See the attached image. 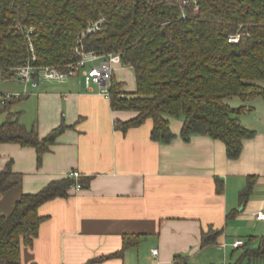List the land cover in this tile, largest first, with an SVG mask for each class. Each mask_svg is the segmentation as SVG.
Returning a JSON list of instances; mask_svg holds the SVG:
<instances>
[{
    "label": "crops",
    "instance_id": "crops-1",
    "mask_svg": "<svg viewBox=\"0 0 264 264\" xmlns=\"http://www.w3.org/2000/svg\"><path fill=\"white\" fill-rule=\"evenodd\" d=\"M114 79L122 92H135L130 67L115 68ZM12 82L18 81L0 73V97L20 98L10 110L22 125L35 128L40 138L62 124L66 129L39 167L33 148L0 145V169L11 162L16 184L0 196V213L10 214L22 194L37 193L70 172L91 178L87 189H72L67 198L40 206L44 221L32 246L21 248V264H86L100 258L105 259L96 264H174L175 256L185 264H264L247 254L257 251L264 237V220L256 219L257 212L264 213L263 100L244 104L240 121L254 135L231 160L220 141L182 140L181 119L169 118L176 138L168 144L152 141L150 119L126 132L116 129V121H130L136 113L112 110L81 76L36 89L18 82L16 91ZM250 181V193L240 203ZM210 230L221 234L214 245L202 247V234ZM236 240L243 246L235 249Z\"/></svg>",
    "mask_w": 264,
    "mask_h": 264
},
{
    "label": "trees",
    "instance_id": "trees-1",
    "mask_svg": "<svg viewBox=\"0 0 264 264\" xmlns=\"http://www.w3.org/2000/svg\"><path fill=\"white\" fill-rule=\"evenodd\" d=\"M99 19L105 22L98 33L84 39L85 49L118 54L122 66L132 69L136 84L134 93H124L112 78L111 109L136 113L130 121H116L115 128L126 132L150 119L152 141L168 144L176 138L169 118L181 119L182 140L209 137L224 144L228 159H237L243 141L254 135L240 121L247 111L244 104L264 101V0H190L187 5L180 0H0L1 76L11 78L16 68L31 61L30 45L35 64L64 71L74 59L79 33ZM235 35L238 41L229 43ZM233 98L243 105L230 107ZM18 99L0 101V117L6 114L0 122V145L33 148L39 167L66 126L40 138L11 112ZM12 176L8 162L0 169V196L16 185ZM90 180L68 175L53 180L37 193L22 194L10 214L0 213V264H21V248L32 246L44 221L40 206L67 198L72 189H87ZM250 190L251 181L240 203ZM220 234L203 233L202 247L214 245ZM250 253L264 259V237L259 249ZM174 264L185 263L175 256Z\"/></svg>",
    "mask_w": 264,
    "mask_h": 264
},
{
    "label": "built area",
    "instance_id": "built-area-1",
    "mask_svg": "<svg viewBox=\"0 0 264 264\" xmlns=\"http://www.w3.org/2000/svg\"><path fill=\"white\" fill-rule=\"evenodd\" d=\"M163 1L171 2L176 0ZM180 1L183 5H187L190 0ZM194 4H196L195 1ZM197 9L198 7L195 5L194 11H197ZM182 17H185L183 12ZM104 22L103 19L90 22L79 33L73 49L74 59L66 66L64 71L57 70L51 66H40L35 64L36 58L33 54V48L30 45V51L32 53L31 61L27 62L24 66L16 68L13 76L19 83L30 85L33 89L38 88L44 83L64 84L74 77L81 76L88 90L109 100L114 70L117 67H123L120 61V56L116 53L102 54L95 51H88L85 49L84 45V39L87 36L98 33ZM238 39V35L231 36L228 39V42L236 43ZM9 97L10 96H6V98ZM3 99V97H0V101ZM68 176L75 179L79 177L76 172H70ZM256 219L263 221L264 213L257 212ZM243 244L244 242L242 240H236L232 246L237 249L242 247ZM152 254L154 256L157 255V250H152Z\"/></svg>",
    "mask_w": 264,
    "mask_h": 264
},
{
    "label": "rangeland",
    "instance_id": "rangeland-1",
    "mask_svg": "<svg viewBox=\"0 0 264 264\" xmlns=\"http://www.w3.org/2000/svg\"><path fill=\"white\" fill-rule=\"evenodd\" d=\"M20 86H22V85H20L18 82H12L11 83V89L14 91H16L17 88H20ZM6 88H8V86ZM1 93H5L4 95H6V93H8V92H6V90H3ZM228 104L230 107L236 108L241 104V102L237 98H233V99L228 101ZM2 119H3V117L1 118V121H2Z\"/></svg>",
    "mask_w": 264,
    "mask_h": 264
}]
</instances>
